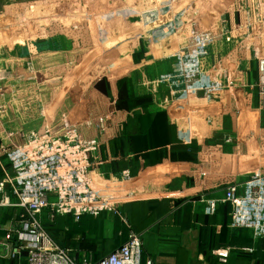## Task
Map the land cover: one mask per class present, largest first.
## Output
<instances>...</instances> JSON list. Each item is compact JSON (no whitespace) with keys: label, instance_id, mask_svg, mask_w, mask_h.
<instances>
[{"label":"crops","instance_id":"obj_1","mask_svg":"<svg viewBox=\"0 0 264 264\" xmlns=\"http://www.w3.org/2000/svg\"><path fill=\"white\" fill-rule=\"evenodd\" d=\"M33 1L0 0L3 22ZM47 1L64 4L77 16V27L66 19L18 29L10 23L0 26V74H10L2 84L16 86V100L9 92L0 97L5 105L0 113V130L5 131L0 133V180L9 167L6 153L21 142V132L41 129V104L55 129L66 117L84 137L97 139L96 167L102 180L124 169L132 176L131 196L116 211L84 214L78 221L59 215L47 222L43 216L50 237L71 249L78 262L101 257L133 230L142 232L143 261L149 258L154 264H217L210 251L224 245L231 248L228 264H264V240L254 239L248 228L231 226L229 204L218 203L209 214L201 201L221 198L228 184L247 178L256 166L262 168L255 161L264 135L257 105L258 64L241 47L245 30L238 28L254 0H178L180 6L197 10L199 26L216 36L202 65L210 74L223 69L224 77L236 83L214 95L210 122L203 114L194 115L189 144L184 123L173 120L168 109L152 107L147 88L138 83L169 70L171 61L153 58L143 46L134 50L144 29L127 7L160 0ZM259 1L264 16V0ZM119 2L124 6L114 11ZM259 31L262 43L264 19L253 25L252 33ZM157 45L154 50L165 53L176 41L169 38ZM28 61L34 66L33 78L26 70ZM105 114L112 117L104 132L84 125ZM225 133L232 142L222 140ZM21 212L0 206V264L10 260L5 242Z\"/></svg>","mask_w":264,"mask_h":264},{"label":"built area","instance_id":"obj_2","mask_svg":"<svg viewBox=\"0 0 264 264\" xmlns=\"http://www.w3.org/2000/svg\"><path fill=\"white\" fill-rule=\"evenodd\" d=\"M262 7L261 1H252L250 15L238 28L245 30L241 47L250 52L258 64L257 105L264 119V42L261 43V32L252 33L253 25L264 19ZM127 8L144 29L139 37L140 45L135 43L134 50L143 46L145 51L151 50L153 58L171 61L169 70L155 77H145L138 83L147 88L153 107L168 109L173 120L184 123L183 133L189 144L194 115L203 114L210 122L214 95L236 84L224 77L223 69L210 74L201 63L210 53L216 36L199 26L197 10L180 6L178 0H160L152 5L139 3ZM19 13L15 15V22L9 25L13 29L63 19L77 27L75 14L63 5L47 0H35ZM0 17V26L5 27L2 15ZM169 38L176 41L174 49L165 53L154 50L160 41ZM26 70L30 78L35 77L31 61L26 62ZM9 77L7 71L0 74V97L9 92L11 99L16 100V86L2 84ZM4 111L5 105L0 102V113ZM39 113L43 119L41 129L21 132V142L6 153L9 167L0 180V206L19 207L22 212L14 220L11 236L5 242L10 247L6 257L11 261L2 264H22L21 261L24 264H154L149 258L142 259V232L129 230L119 246L97 259L82 262L75 259L71 249L60 247L50 237L43 216L49 222H54L59 215L71 216L78 221L84 214L116 211L117 204L131 196L132 176L124 169L115 173L112 179L102 180L96 167L100 163L97 139L84 137L79 126L66 117H61L60 127L55 129L41 104ZM111 117V114L101 115L84 125L93 126L102 133L106 120ZM7 135H10L9 131ZM222 140L229 143L233 138L225 134ZM201 201L206 203L209 214L216 212L218 203H228L231 226L248 228L254 239L264 240V169L260 166L254 167L247 178L228 184L221 198L201 197ZM230 250L224 245L213 247L210 252L217 264H228ZM23 252L25 256L21 258Z\"/></svg>","mask_w":264,"mask_h":264},{"label":"rangeland","instance_id":"obj_3","mask_svg":"<svg viewBox=\"0 0 264 264\" xmlns=\"http://www.w3.org/2000/svg\"><path fill=\"white\" fill-rule=\"evenodd\" d=\"M51 1H59V0H51ZM22 2V1H21ZM24 2V1H23ZM31 3V2H30ZM30 3H28V5H26L23 9H21L20 11H18L16 14H18L19 12L20 13H22L24 10H26V8L30 5ZM62 5H64V4H62ZM65 6V5H64ZM122 6H124L123 5V3H118V6L116 5L115 7H113V8H115L116 10H114V11H118L119 12V9L122 7ZM66 7V6H65ZM67 8V7H66ZM112 8V9H113ZM68 9V8H67ZM23 10V11H22ZM69 10V9H68ZM22 11V12H21ZM70 11V10H69ZM111 11V10H110ZM72 12V11H71ZM19 13V14H20ZM15 14V15H16ZM14 15V17H12V18H10L9 20L10 21H6L5 22V24L6 23H10V25L13 23V22H15V20H16V16ZM4 16V15H3ZM5 17V16H4ZM5 20H6V18H5ZM20 26V25H19ZM22 26V25H21ZM20 26V27H21ZM23 27V26H22ZM28 27H30V26H28ZM260 32V31H259ZM225 134H227V133H225ZM260 141H262V143H260V142H258V144H259V146H258V149H257V153H256V156H257V159L255 160L256 162L258 161V160H260V164H261V166H262V168H264V135L263 136H261L260 137ZM8 171V170H7ZM226 246H228V245H226ZM230 247V246H229ZM231 249V248H230ZM248 249V248H247Z\"/></svg>","mask_w":264,"mask_h":264},{"label":"trees","instance_id":"obj_4","mask_svg":"<svg viewBox=\"0 0 264 264\" xmlns=\"http://www.w3.org/2000/svg\"><path fill=\"white\" fill-rule=\"evenodd\" d=\"M152 101H151V96L149 95V103H150V105L152 106V103H151ZM153 107V106H152ZM98 117V116H97ZM96 117V118H97ZM95 118V119H96ZM47 221V220H46ZM47 222H49V221H47ZM43 224H44V227H45V229L47 230V226H46V224L43 222Z\"/></svg>","mask_w":264,"mask_h":264}]
</instances>
